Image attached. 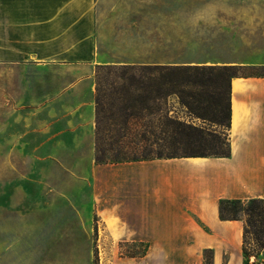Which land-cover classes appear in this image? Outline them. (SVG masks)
<instances>
[{"label":"crops","instance_id":"0c3cea01","mask_svg":"<svg viewBox=\"0 0 264 264\" xmlns=\"http://www.w3.org/2000/svg\"><path fill=\"white\" fill-rule=\"evenodd\" d=\"M97 3L0 0V147L29 145L28 106L38 111L41 104L50 115L68 116L64 127L72 139L91 144L93 71L98 64L264 66V39L245 58L231 59L230 52L236 48L216 47V40L200 36L184 39L182 33L166 34L165 61L150 60L151 51L142 47L141 40H131L133 46L123 47L119 40L101 38ZM230 105L228 156L108 164L116 186L103 192L106 203L102 198L99 207L91 194V201L77 205L70 196L69 215L53 213L48 221L52 228H63V235L53 230L52 236L54 242L68 243L63 254H78L76 243L81 237L84 242L92 241L95 216L98 237L105 244L100 254H118L120 241L148 243L144 256L128 258L125 264H204L205 249L212 250V264H242L243 221L220 219L218 202L264 200V75L232 77ZM50 139L66 140L59 134ZM4 161V170H0L4 179L3 184L0 181L4 185L0 190L4 195L0 201V264H25L26 254H61L54 245L37 246L39 253L31 251L29 243L34 245L35 236L28 232L22 209H14L12 203L8 165L12 157Z\"/></svg>","mask_w":264,"mask_h":264},{"label":"rangeland","instance_id":"374dc122","mask_svg":"<svg viewBox=\"0 0 264 264\" xmlns=\"http://www.w3.org/2000/svg\"><path fill=\"white\" fill-rule=\"evenodd\" d=\"M96 10L101 38L105 42L119 40V44L125 47L133 46L131 40H141L142 47L151 51L150 60L165 61L166 34L170 37L182 33L184 39L188 40L199 38L198 36L214 39L216 47L224 48L229 45L238 50L230 52L231 59L245 58L246 53L262 46L264 39V0H98ZM131 15L134 17L129 18ZM96 66L93 71L94 106ZM259 72L264 74V69L238 71L239 74ZM224 85H227V80ZM171 109V114L180 119H188L178 104L171 103ZM27 117L29 145L0 147V170H4L5 157L11 156L12 161L8 165L11 169L12 203L14 209H22L28 232L35 236L36 247L29 243L31 251L39 253L40 248L37 246L53 248L54 245L61 254H26L25 264H125L128 258L144 256L148 243L138 240L120 241L118 254H100L101 246L105 244L98 237L99 224L95 216L92 241L84 242L81 237L76 243L78 254H63L68 243L60 241L61 239L54 242L52 239L53 230L56 233L62 231L63 235V228L48 226L53 213L56 217H67L70 213V196L75 198L71 200L74 204L80 205L86 200L91 201L93 194V201L100 207L102 198L106 203L107 195L104 196L103 192H106L108 186L115 187L116 180H110L108 164L111 163L95 162V124L92 143L85 144L88 142L83 139L71 138L72 133L64 127L68 119L65 114L59 112L57 115H50L41 104L38 111L36 107L28 106ZM194 122L210 130L221 131L208 122L202 123L199 119H194ZM223 133L225 135L220 136L222 142L228 131L223 130ZM53 134L63 135L66 140H51ZM73 135L79 133L74 132ZM64 142L66 145H62ZM82 143L85 145H81ZM217 150H223V147ZM189 152L184 148L178 150L179 154H190ZM0 181L3 184L4 179L0 178ZM74 193L75 196L71 195ZM3 197L0 194V201ZM90 250L92 254H87Z\"/></svg>","mask_w":264,"mask_h":264},{"label":"trees","instance_id":"16d2710c","mask_svg":"<svg viewBox=\"0 0 264 264\" xmlns=\"http://www.w3.org/2000/svg\"><path fill=\"white\" fill-rule=\"evenodd\" d=\"M264 66L205 64H105L95 70V162L116 164L178 156H228L230 80L241 69ZM227 78V79H226ZM227 80V87L224 85ZM171 103L188 116L171 114ZM199 119L220 128L210 130ZM223 147V150H217ZM186 149L190 154H179ZM200 153H197V152ZM203 151V152H202ZM210 151V152H207ZM222 220L240 219L242 264H264V200L220 199ZM251 256L254 260L250 262ZM212 264V250L203 251Z\"/></svg>","mask_w":264,"mask_h":264},{"label":"built area","instance_id":"2783aa9c","mask_svg":"<svg viewBox=\"0 0 264 264\" xmlns=\"http://www.w3.org/2000/svg\"><path fill=\"white\" fill-rule=\"evenodd\" d=\"M253 260H254V257H253V256H251V258H250V262H251V261H253Z\"/></svg>","mask_w":264,"mask_h":264}]
</instances>
